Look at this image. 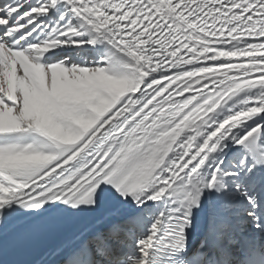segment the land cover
Instances as JSON below:
<instances>
[{"label":"snow or ice","instance_id":"snow-or-ice-1","mask_svg":"<svg viewBox=\"0 0 264 264\" xmlns=\"http://www.w3.org/2000/svg\"><path fill=\"white\" fill-rule=\"evenodd\" d=\"M0 264H264V0H0Z\"/></svg>","mask_w":264,"mask_h":264},{"label":"bare ground","instance_id":"bare-ground-1","mask_svg":"<svg viewBox=\"0 0 264 264\" xmlns=\"http://www.w3.org/2000/svg\"><path fill=\"white\" fill-rule=\"evenodd\" d=\"M53 241L41 239L26 245L23 249L22 258L25 260L43 259Z\"/></svg>","mask_w":264,"mask_h":264}]
</instances>
